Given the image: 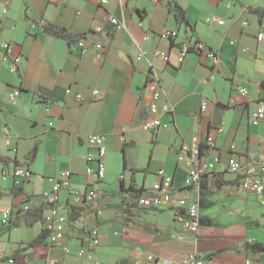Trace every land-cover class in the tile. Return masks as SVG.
<instances>
[{"label":"crops","instance_id":"obj_1","mask_svg":"<svg viewBox=\"0 0 264 264\" xmlns=\"http://www.w3.org/2000/svg\"><path fill=\"white\" fill-rule=\"evenodd\" d=\"M175 5L187 25L169 10ZM110 16L123 27L113 30ZM210 16L223 24L205 23ZM263 21L264 0H109L106 6L97 0H0V38L21 59L19 72L11 74L0 58V261L153 264L148 260L153 257L181 263L198 251L206 264H216L207 246L224 231L234 248L228 250L232 264H243L235 251L240 248L245 256L263 253L249 252L245 245L264 241V207L255 194H243L241 177L227 170L231 145L242 166L264 162V120L250 124L254 101L264 99V41L256 39ZM45 22L87 34L85 49L45 33ZM97 27L101 32H94ZM165 30L177 31L176 38L160 40L158 33ZM191 35L218 55L217 67L205 66L195 53L178 62L179 44ZM96 41L108 45L103 56L92 45ZM141 49L147 56L137 60ZM157 52L166 53L168 61L157 58ZM237 85L249 90L248 99L237 94ZM13 89L20 95L10 101ZM155 90L161 93L162 126L148 130L144 122L151 118ZM77 93L83 102L74 99ZM91 134L104 135L107 148L105 178L95 182L85 174ZM207 137L216 149L205 144ZM185 143L201 146L202 159H220L200 190L197 236L181 229L177 204L196 194L183 187L186 167L178 154ZM35 145L29 164L26 158ZM17 163L29 167L30 179L3 178V171ZM161 169L172 177L171 202L162 209L139 208L136 197L151 188ZM62 171L72 174V188L61 192L59 201L69 255L49 242L43 222L27 226V213L20 210L25 204L30 211L42 207L46 178ZM132 178L136 197L127 192ZM90 189L99 191L96 201L72 202L75 191ZM7 210L12 214L2 223ZM91 227L99 238L79 257V240ZM39 236L41 242L31 246Z\"/></svg>","mask_w":264,"mask_h":264},{"label":"built area","instance_id":"obj_2","mask_svg":"<svg viewBox=\"0 0 264 264\" xmlns=\"http://www.w3.org/2000/svg\"><path fill=\"white\" fill-rule=\"evenodd\" d=\"M100 6H106L109 0H97ZM6 9L3 10V14L6 13ZM108 22L111 24L113 30H119L123 26L119 23L115 17H108ZM204 22L211 24L213 22L218 25H222L223 21L215 16L206 17ZM262 30L256 34V39L259 42L264 41V21L261 25ZM94 32H101L100 28L94 29ZM177 36L175 30H165L158 33V38L163 41H169ZM144 41L148 40V36L143 37ZM81 49H85L86 39H81L77 42ZM93 47L98 56H103L108 47L103 42H93ZM189 53H195L199 56L202 63L210 68H215L220 64L218 55L207 48L206 45L194 36H188L179 44L178 50V62L182 63ZM146 51L141 49L136 56L137 60L146 58ZM157 58L161 61H168L166 53L157 52ZM0 58L3 62H8V71L11 74L19 72L21 59L18 55L13 54L12 46L9 42L0 38ZM237 94L245 99L249 98V90L241 85L235 87ZM66 94H70L67 89ZM93 95H97V91L92 92ZM20 95L18 89H13L9 93V100L15 101ZM161 97L159 90H155L152 93L151 101L149 104V113L151 118L144 122V126L148 130L160 129L162 123L158 117V102ZM74 99L77 102H83L84 96L80 93L74 95ZM254 109L250 115V124L257 126L264 120V99L254 101ZM205 106H202V110H205ZM222 129H217V132H221ZM205 144L211 148L216 149L214 140L207 137L204 141ZM88 150L85 155V161L87 163L85 174L90 178L92 182L101 181L105 178V156L107 152L105 137L102 134H91L87 137ZM200 147L197 144H183L178 154V161L183 163L186 167V176L183 181V187L190 188L195 191V197L193 198H179L177 204L181 210V229L191 235L197 236L201 227L200 218V190L204 180L212 178L216 171V164L219 163V156L214 155L210 159H202L200 154ZM234 145L230 146L231 156L227 160V170L241 177L239 182V190L245 193H253L256 195L259 203L264 207V162L257 165L242 166L235 157ZM3 178L12 177L14 179L28 180L31 178L32 173L27 165H15L11 170H4L2 173ZM72 174L70 171H62L56 176L47 177L48 188L42 193L43 205L45 207L43 213V226L47 233L49 242L52 245L58 246L62 249V252L66 255L71 253V249L68 247L65 241V224L66 218L62 215L59 207L60 194L63 191H68L72 188ZM122 179V177H120ZM173 182L172 177L165 173L164 170L157 172V180L153 183L151 188L145 193L136 198V205L142 209H162L169 205L173 195ZM99 191L90 189L87 191H75L73 193L72 202L75 205L85 206L96 201L99 198ZM30 205L25 204L21 207V212L29 211ZM12 214L11 210H7L2 213V223H7ZM99 238L97 228H89L82 238L79 240V247L76 255L83 257L88 254L95 246L96 241ZM148 260L153 264H206V261L201 253L193 251L189 253L185 259L180 262H171L168 260H159L153 257H148ZM0 264H25L15 257H7L0 261ZM27 264H37L30 262ZM44 264H54L52 261H46ZM243 264H264V253L258 256L249 254L244 258Z\"/></svg>","mask_w":264,"mask_h":264},{"label":"trees","instance_id":"obj_3","mask_svg":"<svg viewBox=\"0 0 264 264\" xmlns=\"http://www.w3.org/2000/svg\"><path fill=\"white\" fill-rule=\"evenodd\" d=\"M175 19L177 20V22L179 23H183L185 25H187V22L185 20L184 17V12L182 11V9H180V7H178L177 5L171 7L169 9ZM43 30L45 33L55 36L57 38H62L64 40H66L70 45L77 43L78 41H80L81 39H86L87 38V34H75L72 33L70 31H68L66 28L59 26V25H54V24H50V23H43ZM37 148L38 145H35V147L31 150V152L29 153V155L27 156V161L30 164L32 162V160L34 159L36 152H37ZM202 148H200L201 151ZM19 163H17L16 165H18ZM123 188V186L121 187ZM127 192H132L134 193V196L136 197L137 194V190L135 189L134 186V178H132ZM137 198V197H136ZM45 207L44 205L42 207H40L39 209L36 210H29L27 212H23V213H27L26 214V225L27 226H31L34 222H43V218H42V214L44 211ZM43 239V236H39V238L37 240H35L34 242L30 243L31 246H35L37 244H39L41 242V240ZM245 248L247 251L249 252H253V253H264V241L263 242H247L245 245Z\"/></svg>","mask_w":264,"mask_h":264},{"label":"rangeland","instance_id":"obj_4","mask_svg":"<svg viewBox=\"0 0 264 264\" xmlns=\"http://www.w3.org/2000/svg\"><path fill=\"white\" fill-rule=\"evenodd\" d=\"M217 228H220V227H215V229ZM251 234L252 233H248L247 237H250L249 235ZM253 234H255V232ZM213 238L214 239H210L209 246H207L209 249L208 252L211 253L212 261L216 264H232L231 263L232 260L230 259V255H229L230 252H228V250L229 251L234 250V248L232 247L230 243L232 240L228 239V236L225 234V231L222 234L220 232L217 233L216 235H214ZM235 251L240 256L241 260L243 257L244 258L246 257L244 255L243 250H241V248ZM114 253L117 254V253H122V252L115 251ZM244 258H243V261H244Z\"/></svg>","mask_w":264,"mask_h":264}]
</instances>
